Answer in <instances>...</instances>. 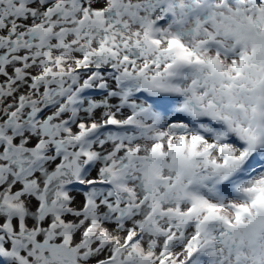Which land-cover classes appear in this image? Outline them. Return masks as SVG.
Returning a JSON list of instances; mask_svg holds the SVG:
<instances>
[{
  "label": "snow or ice",
  "instance_id": "6c2138e0",
  "mask_svg": "<svg viewBox=\"0 0 264 264\" xmlns=\"http://www.w3.org/2000/svg\"><path fill=\"white\" fill-rule=\"evenodd\" d=\"M0 264H264V0H0Z\"/></svg>",
  "mask_w": 264,
  "mask_h": 264
}]
</instances>
